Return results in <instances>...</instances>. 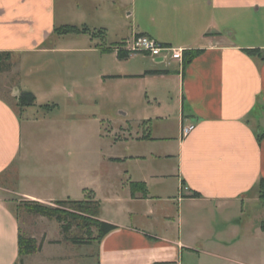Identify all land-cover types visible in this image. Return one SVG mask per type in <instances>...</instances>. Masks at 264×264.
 Segmentation results:
<instances>
[{
  "label": "crops",
  "instance_id": "crops-1",
  "mask_svg": "<svg viewBox=\"0 0 264 264\" xmlns=\"http://www.w3.org/2000/svg\"><path fill=\"white\" fill-rule=\"evenodd\" d=\"M85 5L0 0V53H10L19 71L8 95L0 94V177L12 169L16 176L13 186L0 188V264L20 261L24 232L10 205L17 199L47 206L98 202V220L116 229L82 245L96 249L81 255L94 264H264V208L250 209L264 202V0H89ZM62 26L89 32L58 35ZM136 35L202 52L187 65L163 62L128 52L125 44ZM250 49L261 53L244 51ZM138 58L144 64L133 66ZM51 65V74L33 77ZM23 93L36 100L20 112ZM65 95L73 104L101 107L106 100H128L131 105L118 108L128 125L115 133L120 137L114 144L126 150L107 158L100 150L101 165L118 167L101 195L80 182L75 189L66 186L65 199H59L23 179L24 126L30 125V135L39 110L50 108L47 103L61 108L57 98ZM191 125L194 130L184 136L183 128ZM61 160L60 167L71 174V160L65 153ZM134 183L144 186L132 194ZM75 248L48 236L24 264H72L79 255ZM64 250L70 253L62 255Z\"/></svg>",
  "mask_w": 264,
  "mask_h": 264
},
{
  "label": "rangeland",
  "instance_id": "rangeland-1",
  "mask_svg": "<svg viewBox=\"0 0 264 264\" xmlns=\"http://www.w3.org/2000/svg\"><path fill=\"white\" fill-rule=\"evenodd\" d=\"M58 1L60 2V0ZM62 1L69 5H82L84 8H87L85 3L89 2V0ZM30 62L32 63L33 61ZM41 62L44 63V61L39 60L37 64H43ZM134 62L133 66L136 63L137 66L144 64L140 58ZM10 63V71L0 72V94L4 96L8 95L9 87L19 79L17 60L11 58ZM51 68L52 65L47 69L48 71L42 69L40 72H34L33 74L35 75L33 77L49 75L51 74ZM46 97L49 98L48 95ZM57 100L61 108L56 109V107H53L54 103H47L52 108H42V110H39V113L31 124L32 133L30 135L27 133L30 125L25 124L24 126L26 130L25 143L27 144L25 147L27 156L21 165L25 174L23 179L26 183L36 187L40 192L46 194L53 193L59 199H65L62 196L64 194L63 189L66 186L75 189L80 182L95 186L94 188L98 189L101 195L107 191V185L113 183V180L116 179L118 167L107 161L101 165L100 150H104L106 158L122 154L123 150H126L125 145L120 143L114 144L116 143V136L120 137L119 132L115 133L119 131L121 125H128L125 117L118 112V108L130 109L131 105L128 103V100H123L121 103L115 100H106L101 106L102 108L96 104L89 103L79 102L78 104H73L67 102V95L61 98L58 97ZM20 112H22L21 108ZM65 143L71 145L72 148H65L64 150ZM70 152L71 157H68ZM64 153L72 162L71 174L69 170L67 171L68 167L67 169L60 167L61 164L59 163L61 158L64 157ZM14 171L12 169L0 177V188L13 186L16 180ZM97 175L98 177L100 176L99 186L96 185ZM23 203V201L17 199L10 205L14 209V212H16L22 231L25 234L36 237L40 245L46 242L48 236L54 240L67 241L62 234V228L59 223L47 218L27 214L23 209ZM261 207L264 208V202L260 206H250V209L257 211ZM260 214H262L261 220L264 222V212L261 211ZM96 235L97 232L94 230L93 236ZM69 237L88 239L84 228L78 227L75 223H73ZM81 246L77 245V248H80L73 249L79 255L74 259L72 264H94V260L90 258L85 261L84 256L81 255H84L85 252L93 254V252H96V249L92 246ZM69 253L70 250L67 252L64 250L62 255H68ZM64 262V260H55L53 264H66Z\"/></svg>",
  "mask_w": 264,
  "mask_h": 264
},
{
  "label": "trees",
  "instance_id": "trees-1",
  "mask_svg": "<svg viewBox=\"0 0 264 264\" xmlns=\"http://www.w3.org/2000/svg\"><path fill=\"white\" fill-rule=\"evenodd\" d=\"M88 32L89 29H87L86 27L79 28L77 26H62L56 29V33L58 35L81 34ZM244 51L250 55H256L261 53V51L257 49H250ZM201 52L202 51H185L183 60L184 65H187L192 62V60ZM10 60V53H0V72L10 71ZM153 73L159 74L162 72ZM35 100V97L31 93H23L19 99L18 106L21 109L32 106ZM141 186L144 185L139 183L132 184V194H135L137 189ZM260 195L261 199L264 201L263 183L261 184ZM23 206V209L27 212V214L57 221L61 225V231L62 234L65 236L66 240L72 242L75 245L90 244L92 240L100 241L103 237H105L107 234L116 229L115 226L98 220L100 205L98 202L89 199L84 201H58L55 203V206H47L39 202L25 201L23 203ZM73 223L77 224L78 227L84 228L88 239L69 237V233L72 229ZM261 228L264 231V222L262 223ZM94 230L97 232L95 238H93ZM41 249L42 245H40L36 239L22 233L19 238V264H24V259L26 257L39 252Z\"/></svg>",
  "mask_w": 264,
  "mask_h": 264
},
{
  "label": "built area",
  "instance_id": "built-area-1",
  "mask_svg": "<svg viewBox=\"0 0 264 264\" xmlns=\"http://www.w3.org/2000/svg\"><path fill=\"white\" fill-rule=\"evenodd\" d=\"M126 50L130 53H143L150 55L153 58L160 59L163 62L173 60L183 62L185 49L174 48L171 46L163 45L156 41L155 39L144 36L136 35L131 42L126 43ZM124 46V47H125ZM121 49V48H120ZM195 126H186L183 128L184 136L189 135Z\"/></svg>",
  "mask_w": 264,
  "mask_h": 264
}]
</instances>
